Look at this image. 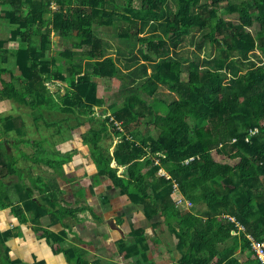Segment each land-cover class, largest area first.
<instances>
[{
	"label": "trees",
	"instance_id": "trees-1",
	"mask_svg": "<svg viewBox=\"0 0 264 264\" xmlns=\"http://www.w3.org/2000/svg\"><path fill=\"white\" fill-rule=\"evenodd\" d=\"M4 1L9 7L3 13L10 29L8 42L20 40L21 46L0 53L15 56L21 74L2 79L0 99L38 111L36 122L48 104L56 111L78 114V119H98L100 127L84 135L94 162L135 201L163 212L181 253L174 264H261L252 257L246 235L233 233L235 224L227 215L264 240V0H122L123 6L117 0H57L55 9L49 0ZM233 16L237 21L228 22ZM254 26L255 33L249 30ZM103 27L115 30L110 33ZM223 33L225 41L217 42L216 34ZM52 44L62 47L52 50ZM10 71L0 67V77ZM94 76L106 82L119 79L122 102L104 107L106 96H99ZM48 77L63 83L66 93H49ZM161 86L178 97L169 102L156 96L150 102L145 99V92L152 95ZM109 109L132 139L110 122ZM147 112L150 124L159 130L155 136L132 126ZM15 121L13 115L0 116V131L16 129ZM255 128L258 132L251 136ZM110 129L122 135L112 153L100 144L101 135ZM17 131L23 136L25 124ZM30 139L22 137L20 142ZM45 141H36L42 153ZM3 148L0 140V158ZM214 151L221 157L240 155L244 165L222 163ZM42 153L34 159L56 168L71 158L68 153L47 160ZM191 155L199 159L183 164ZM154 157H160V165ZM113 159L126 166L121 176L111 166ZM160 167L191 200L190 210L175 205L172 181L158 175ZM29 203L37 224L48 213L59 221L80 211L57 204L50 208L33 199ZM201 204L206 210L199 212ZM14 211L24 218L22 206ZM46 234L57 242L66 239L65 230ZM143 240L140 234L128 254H140ZM68 246L61 251L70 264H91L83 250Z\"/></svg>",
	"mask_w": 264,
	"mask_h": 264
},
{
	"label": "crops",
	"instance_id": "crops-1",
	"mask_svg": "<svg viewBox=\"0 0 264 264\" xmlns=\"http://www.w3.org/2000/svg\"><path fill=\"white\" fill-rule=\"evenodd\" d=\"M6 7L8 4L0 0V46L5 41V46L9 44V49H15L16 41L8 42L10 29L3 14ZM0 59L3 60V57ZM14 75L20 76L16 71L4 73L0 77V89L2 79L11 80ZM12 101L9 99L7 105L0 100V105L3 104L0 112L3 111L5 116L21 115L15 116L16 129L5 135L0 131V140L4 143L0 158V264H70L64 251H61L68 244L83 250L84 257L91 264H174L179 261L178 239L163 212H156L149 204L135 201L122 186L115 183L113 177L100 173L91 156L90 146L84 141V135L92 127L86 122L88 117L81 115L84 117L78 119V114L47 108V111L43 109L42 117L36 122L40 115L38 111L34 112L30 107L22 112L20 109L23 107L20 105L17 110L15 105H11ZM6 108L12 113L4 111ZM72 119L77 127L83 128H79L78 132L76 126L75 129L67 127L71 131L69 136L62 127ZM57 120L59 123H56ZM23 124L25 131L22 137L31 138L30 142H20L21 138H18L17 128ZM54 124L58 125L54 127ZM33 132L39 137H34ZM41 138H46L45 144H42L46 149L43 153L36 142ZM111 142L110 153L116 144L114 135ZM40 153L47 160L65 158L68 153H71V158L56 168L34 159ZM115 165L122 169L121 174L117 173L121 176L126 166L117 164L113 159L111 166ZM20 183L27 188L21 187ZM28 198L50 208L57 204L74 211L80 208V211L59 221L48 213L37 224L32 220V211L27 209V206L34 207ZM18 206H22L24 218L15 213L14 208ZM196 210H206L205 204ZM47 230L54 233L65 230L66 239L64 242H51ZM140 234L146 236L148 248L132 256L127 248L135 244ZM2 260L5 263H1Z\"/></svg>",
	"mask_w": 264,
	"mask_h": 264
},
{
	"label": "rangeland",
	"instance_id": "rangeland-1",
	"mask_svg": "<svg viewBox=\"0 0 264 264\" xmlns=\"http://www.w3.org/2000/svg\"><path fill=\"white\" fill-rule=\"evenodd\" d=\"M121 1L122 0H117V2H119V4L121 6H123L122 3H121ZM225 3L226 2L224 1V4ZM249 3H252V0H249ZM135 5H137V8H139V6H140L138 1L135 2ZM108 7L111 9V6L110 5H108ZM6 8H9V7H6ZM255 13L257 14L258 13V10H255ZM213 17L215 18L216 16L214 15ZM228 18H230V17H228ZM227 20H228V22H230V20L237 21L236 17H234V16H233V18L227 19ZM255 26L254 27H251L249 29L253 33L256 32L255 29H256L257 26L256 27ZM103 30L106 31V32H110L111 33V32H114L115 29L114 28H109V27H103ZM119 30H120V28H119ZM224 36H225L224 33L221 34V35H217L216 34V38L218 39L216 41L219 42V43L220 42L223 43L225 41V37ZM57 39H58V37L57 36H54L53 40H57ZM115 40H120V39H118L117 35H116V39ZM113 42L116 44L115 46L118 45V42L117 41L115 42L113 40ZM6 44L7 43L5 41H3V44L0 46L2 48V50H0V51H3V49H6V50L9 49V44L7 46H5ZM20 44H21L20 43V40H17L16 41V44H15L16 45L15 51L18 49L19 46H21ZM187 44H188V42H187ZM216 44L217 43L215 42L213 45L208 46L207 47V51L208 52L212 51L213 50V47L216 46ZM60 47H62V45H60V44H57V45H53L52 44L51 45V49L52 50L59 49ZM187 48L188 49L190 48L189 49V52L192 53V50H193L194 47L190 45V46H187ZM112 52H116V51L114 49H112ZM1 56L3 57V60L0 59V67L6 68V69H12V70H14L13 72L16 71L17 75H20L21 74L19 67L16 65L15 56H11V54L10 53L7 54V52L6 53L5 52L4 53H1ZM113 56L116 57L115 54H113ZM183 78H186V73L183 74ZM93 79H94V81H96L98 83V94L101 97L106 96V98H105L106 102H105L104 107L109 108L110 107L109 105L111 103H113V102H119V104L122 102L121 101V98H120V95H119V89H118V88H120V84H121V81L119 79L114 78L113 80H110V81H107V82L101 80L98 76H94ZM45 85L49 88V93H51V94H57L59 91L61 93H63V94L66 93V89H65L64 84H62L60 81L53 80L50 77H48V79L46 80ZM109 86H110V88H109ZM145 93L146 94H144L143 96L145 97V99L149 100V102L150 101H153V98L155 96L157 98L165 99L168 102L171 101L172 99H174L175 97H178L177 94H175V95L174 94H170V92L168 91L167 87H165V86H161V88L159 87L158 90H156L152 95L147 94V92H145ZM56 97H57L56 99L58 100L59 99V95H57ZM107 97H110V98H107ZM0 100H3L6 104H7V102H9V99H6V98L0 99ZM11 105L12 106L15 105L18 108L17 110L20 109L19 106L21 105V107H23V109H20V110H22V112H24L25 110H28V108H30L29 106H27L25 104H20L18 102H15L14 100L12 101V104ZM2 106H3V104L0 105V107H2ZM51 106L52 105H49L48 104V105H44L42 108L47 111L48 110L47 108H49V110L53 109V108H51ZM4 111H7V108H6V110L4 109ZM2 112H0V116L6 115L5 113H2ZM99 112H101V113H99L100 116H102L103 118H105L104 112H102V111H99ZM109 112L110 113H108V114L113 115L112 110L109 109ZM7 113H12V110L9 109L7 111ZM159 113H161V112H159ZM50 114H52V113H50ZM55 114L57 115V117H59V115H58L57 112H55ZM10 115H13V114H10ZM13 116L15 117V116H21V115L20 114H14ZM81 117H84V116H81ZM149 118H150V115H149V112H147V117L144 118L142 122H134V124L132 126H133V128L136 127L137 129H139L142 132H144L145 135H149V136L154 135L155 136V135H157L159 133V130L157 128H155L153 125L150 124ZM49 119H51V118H49ZM59 120H60V118H59ZM59 120H57L56 123H59ZM40 122H42V120H40ZM86 122H88L90 124V125L88 124L89 127L90 126L96 127V128H99L100 127L99 126V123H98V119H96L94 121H89V119H88ZM119 122H121V121H119ZM40 125H41V128L44 129V127L42 126L41 123H40ZM56 125H58V124H56ZM56 125L54 124L53 126L55 127ZM75 126H76V124L74 122V119H72V121L70 123L66 122L65 125H63V127H62V129L64 130L63 132L69 133V136H70L71 135V131L69 132V128H71V129L74 128L75 129ZM67 127H69V128H67ZM121 127H123V125ZM79 128H80V126L79 127L76 126V129L75 130L79 132L80 129L83 128V127H81L80 129ZM117 130H119L120 132H122V134H125L127 136V138L132 139L131 135L130 134H127L126 133V130H124V128L123 129L117 128ZM109 131H106L105 133H103L101 135L100 144L103 146V148L104 147H108L112 143L111 141L113 139V135L116 137V140L120 139V141H121V138H122L121 137L122 136L121 134L120 135H117V133H114V131L113 132H112V130L110 132ZM1 134H4V133L1 132ZM3 137H6V136H3ZM34 137H37L38 138L39 135L38 134H35ZM18 138H22V136H18ZM43 140H45V138H41V140H37V141L38 142H41ZM22 144H25V143H22ZM43 144H45V142ZM117 144L118 143H116L114 147H116ZM213 154H214V156L216 158H221L219 160L222 163H230L232 165H234V164L241 165L243 163V165H244V161L242 159V156H240V155H236L234 157H230V156L221 157V156H218V154L216 152H213ZM64 238H66V237H64ZM143 239H145V241H142L141 244H142V247H143L142 251L144 252L148 248L147 243H146V236L145 235L143 236ZM50 240H52L51 242H57V241H55L52 238ZM74 240H75V238H74ZM66 246L69 247L68 245H66Z\"/></svg>",
	"mask_w": 264,
	"mask_h": 264
},
{
	"label": "built area",
	"instance_id": "built-area-1",
	"mask_svg": "<svg viewBox=\"0 0 264 264\" xmlns=\"http://www.w3.org/2000/svg\"><path fill=\"white\" fill-rule=\"evenodd\" d=\"M51 8L55 9L57 8V0H49ZM110 115V114H108ZM110 122H114V126L119 129H123L122 123L117 121L112 115L110 116ZM258 132V129L255 128L253 130H250V135H254ZM250 140V136L246 137V141L248 142ZM234 141V140H233ZM120 142V139L116 140V143ZM215 152V151H214ZM160 156L165 157L164 153H159ZM225 157V156H222ZM154 163L157 165H160V157H154ZM199 159V155H191L184 160H182L183 164H189L190 162ZM117 168V173L121 174V170L117 165H115ZM158 175L165 177L168 180L172 181L173 184V192L171 195V198L175 205L179 208L184 209H190L192 207V202L190 199H188L180 190L178 182L171 176V174L164 168L160 167L158 170ZM227 217L230 219L231 222L235 224V229L233 230V233H244L247 237V239L250 242V249L249 251L252 254V257L256 260H258L261 264H264V240L263 239H257L253 234L247 232V229L243 223H241L235 216H229Z\"/></svg>",
	"mask_w": 264,
	"mask_h": 264
},
{
	"label": "clouds",
	"instance_id": "clouds-1",
	"mask_svg": "<svg viewBox=\"0 0 264 264\" xmlns=\"http://www.w3.org/2000/svg\"><path fill=\"white\" fill-rule=\"evenodd\" d=\"M181 209V208H180ZM184 208H182V210H183ZM191 209V208H190ZM190 209H186V210H190Z\"/></svg>",
	"mask_w": 264,
	"mask_h": 264
}]
</instances>
